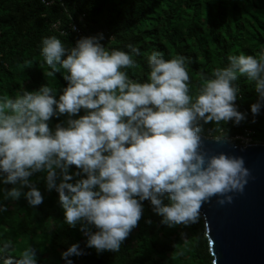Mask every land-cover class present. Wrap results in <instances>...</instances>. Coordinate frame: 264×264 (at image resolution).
Here are the masks:
<instances>
[{"label": "clouds", "instance_id": "1", "mask_svg": "<svg viewBox=\"0 0 264 264\" xmlns=\"http://www.w3.org/2000/svg\"><path fill=\"white\" fill-rule=\"evenodd\" d=\"M101 40L103 34L81 36L68 46L56 35L43 37L40 55L50 69L44 76L59 72L67 86L59 95L48 81L14 96L0 94V213L7 210L4 201L21 197L30 207L41 204L44 196L31 177L42 173L37 180L58 194L64 223L78 227L85 246L98 254L120 250L144 200L170 228L197 223L213 196L221 205L231 203L250 170L242 156L208 155L203 124L245 119L235 104L240 77L258 96L251 112L264 106V49L258 56L229 54L192 94L187 57L166 59L154 49L146 54L147 78L133 79L128 70L137 67L140 49L110 48ZM59 116L66 119L50 127V118ZM224 139L226 133L214 138ZM72 165L78 171L70 172ZM13 248L11 239L0 238L4 264H37L36 248L28 245L19 256ZM82 254L73 243L60 255L73 264L69 257Z\"/></svg>", "mask_w": 264, "mask_h": 264}, {"label": "trees", "instance_id": "2", "mask_svg": "<svg viewBox=\"0 0 264 264\" xmlns=\"http://www.w3.org/2000/svg\"><path fill=\"white\" fill-rule=\"evenodd\" d=\"M49 1L46 5L42 0H0V94L14 96L22 87L33 90L48 81L59 95L67 86L59 72L44 76L50 69L43 63L39 45L50 35L68 46L81 36L99 33L103 34L100 42L110 48L136 46L140 49L135 56L137 67L128 70L133 79L147 78L146 54L154 49L162 51L166 59L183 55L188 58L192 94L204 77L227 63L229 54L258 56L264 49V0ZM238 83L241 91L235 104L246 114L245 119L239 124H203L200 135L215 138L226 133L239 144L235 137L248 129L253 131L252 143H264V106L254 115L250 106L258 96L253 84L244 77ZM82 114L83 110L77 115ZM65 119L52 117L49 125L54 127ZM71 171L78 169L72 165ZM42 176L34 173L31 177L44 196L41 204L30 207L23 197L4 201L7 210L0 213V238L13 241L12 255L19 256L31 245L37 249V264H65L61 252L78 243L83 254L69 257L73 264H212L202 219L170 228L160 224L161 217L152 212L148 200L142 202L143 214L120 250L98 254L85 246L86 237L78 227L64 223L58 194L47 191L42 178L37 180ZM7 258L8 254H0V264Z\"/></svg>", "mask_w": 264, "mask_h": 264}, {"label": "water", "instance_id": "3", "mask_svg": "<svg viewBox=\"0 0 264 264\" xmlns=\"http://www.w3.org/2000/svg\"><path fill=\"white\" fill-rule=\"evenodd\" d=\"M208 155L242 156L250 177L242 193L223 205L213 196L200 208L212 264H264V143L237 144L201 136Z\"/></svg>", "mask_w": 264, "mask_h": 264}, {"label": "built area", "instance_id": "4", "mask_svg": "<svg viewBox=\"0 0 264 264\" xmlns=\"http://www.w3.org/2000/svg\"><path fill=\"white\" fill-rule=\"evenodd\" d=\"M50 2L51 1L49 0H43V3H45L46 5H49ZM73 30L79 33V31L75 27H73ZM61 33H63V31H61ZM99 34H102V33H99ZM252 135H253V131L247 129L242 133V135L236 136L235 139L239 140V144H242V145L251 144Z\"/></svg>", "mask_w": 264, "mask_h": 264}]
</instances>
